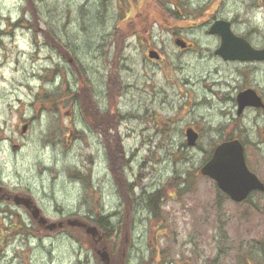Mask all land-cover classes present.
<instances>
[{
  "label": "rangeland",
  "instance_id": "374dc122",
  "mask_svg": "<svg viewBox=\"0 0 264 264\" xmlns=\"http://www.w3.org/2000/svg\"><path fill=\"white\" fill-rule=\"evenodd\" d=\"M217 19L264 47V0H0V264H103L83 228L39 230L13 194L51 221L108 216L98 247L126 264H264V195L236 204L199 173L233 137L264 182V110L238 117L234 101L247 85L264 93V63L216 56Z\"/></svg>",
  "mask_w": 264,
  "mask_h": 264
},
{
  "label": "water",
  "instance_id": "95a60500",
  "mask_svg": "<svg viewBox=\"0 0 264 264\" xmlns=\"http://www.w3.org/2000/svg\"><path fill=\"white\" fill-rule=\"evenodd\" d=\"M210 34H217L220 37L221 43L216 50V54L225 60H241V61H264V49H255L243 37L237 36L231 29V23L224 20H217L209 29ZM176 44L184 48L185 43L181 39L176 41ZM151 59H159L156 51L149 53ZM239 112L246 106L263 107L264 104L256 92L252 89L241 92L237 98ZM27 130V125L23 126L22 132ZM187 144L195 146L198 140V132L193 128H188L185 131ZM19 146H13L14 149ZM200 173L213 180L219 190L226 194L232 201L240 203L245 201L253 191L264 192V183L249 170L244 156V147L239 140L224 141L217 145L212 153L211 158L201 167ZM25 199L18 200L24 202ZM28 202V201H27ZM26 203V202H25ZM39 211L36 210L34 216L37 218ZM41 222L46 223L47 220L41 218ZM72 226L86 227L88 234L94 238L97 237L98 231L95 227L87 226L78 221H69ZM61 223L59 227H61ZM58 225L50 223L47 228L53 230ZM100 239V238H98ZM101 258L106 264L110 262L107 252H100Z\"/></svg>",
  "mask_w": 264,
  "mask_h": 264
},
{
  "label": "flooded vegetation",
  "instance_id": "af4514ba",
  "mask_svg": "<svg viewBox=\"0 0 264 264\" xmlns=\"http://www.w3.org/2000/svg\"><path fill=\"white\" fill-rule=\"evenodd\" d=\"M242 36H243L244 38H246V39L249 41V37H248L246 34H243ZM249 42H250V41H249ZM250 43H251V42H250ZM251 44H252V43H251ZM188 46H189V43H188ZM253 47H254V46H253ZM263 48H264V47H263ZM259 49H261V48H259ZM239 63H242V64H244V65H254V64L264 63V61H263V60H255V61H252V62L249 61V62H239ZM225 82H226V81H225ZM227 84H228V83L226 82V86H228ZM228 87H229V86H228ZM250 88L254 89V90L257 92L258 96L261 98V100H262V102H263V104H264V93H262V92L259 91L257 88L253 87L252 85H247V87L243 88V90L239 91V93L242 92V91H244V90H246V89H250ZM229 100H230V99H229ZM234 101L236 102V99H234ZM252 108H253V106H246V107L242 110V112H239V109H238V107H237V115H238V117H242L246 109H252ZM255 109L264 110V107H263V108H255ZM224 117L226 118V115H225V114H224ZM0 193H1V190H0ZM3 198H4V196L0 195V201H1V200H4ZM5 200L11 202V206H17V207H19V208L21 209V206H20V205H17V204L14 203V201L12 200V197H11V196H10V197H7ZM8 210H10V212H9V211H6V213H9L10 215H13V219H14V222H15V223H13V225H14V226H18V225L20 224V222H19L20 220H19V218H18L19 216H18V214H17L15 208H14V207H9ZM65 220H66V219H65ZM65 220H60V221H58V222H61V223H62L61 227H63V226L65 225L66 222H63V221H65ZM30 225H31V226H32V225H33V226H36L39 230L47 231V229H46V227H45L46 224L43 223V222H41L40 219L34 220V221H33V224L30 223ZM32 229H33V228H32ZM13 230H14V228L11 229L12 232H13ZM30 230H31V229H30ZM59 230H60V229H59ZM48 231H49V230H48ZM54 231H58V230H54ZM54 231H53V232H54ZM50 232H52V231H50ZM18 233H19V229H18ZM13 234H15V233H13Z\"/></svg>",
  "mask_w": 264,
  "mask_h": 264
},
{
  "label": "trees",
  "instance_id": "16d2710c",
  "mask_svg": "<svg viewBox=\"0 0 264 264\" xmlns=\"http://www.w3.org/2000/svg\"><path fill=\"white\" fill-rule=\"evenodd\" d=\"M123 10H125V8H123ZM126 14H127V12H126ZM128 14H127V16H129ZM175 15H177V13ZM121 19H123V17H121ZM116 114H117L116 112L113 113V115L117 121ZM116 137H117V135H116ZM117 141H120V139L117 138ZM262 195H264V194H262ZM160 198H161V189H156L152 194L149 195V206L152 210L150 215H155L156 218L158 217L157 209L159 207ZM249 199H250V197L244 203L248 202ZM110 219L111 218H109L108 216H102L99 214V217H96V220L91 221V222L93 224L97 225L100 228V231H102L103 233H106L107 230L112 229V225H113L112 223L113 222H112V220L110 221ZM126 260H127L126 258H124L122 260L120 257L119 258L114 257V258H111V263L112 264H126Z\"/></svg>",
  "mask_w": 264,
  "mask_h": 264
},
{
  "label": "bare ground",
  "instance_id": "6f19581e",
  "mask_svg": "<svg viewBox=\"0 0 264 264\" xmlns=\"http://www.w3.org/2000/svg\"><path fill=\"white\" fill-rule=\"evenodd\" d=\"M244 20L246 21V17H244ZM239 21L241 22L242 19H239ZM222 75H223L224 78L230 79V77H228V75H226L225 73H223ZM221 83H223V82L220 81V80L217 82L218 85L221 84ZM224 83H226V82L224 81ZM225 98H226V100H228L229 97H225ZM220 101H221V104H222L221 105V112H224L226 110L227 106L224 104V101H222V100H220ZM110 114H112V110L110 111ZM100 116H101V114H100ZM219 116H221L220 117V122L217 125L218 126H224L226 124V119L224 118V116L220 112H219ZM117 117L121 121H124V119H125V116L123 114H119ZM121 121L119 122L120 125L122 124ZM209 128L211 129L210 131L212 132V131H214V129L217 128V126H214V125L209 124ZM96 132H98L99 134H101V136L108 137L112 141V133H111L110 129H108L107 131H105L104 125H103L102 122L99 124ZM86 135H88V134H86ZM115 135H116V133H115ZM117 136L119 138V132H117Z\"/></svg>",
  "mask_w": 264,
  "mask_h": 264
}]
</instances>
